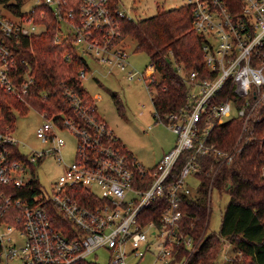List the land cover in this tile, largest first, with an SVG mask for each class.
Segmentation results:
<instances>
[{
	"label": "built area",
	"instance_id": "2783aa9c",
	"mask_svg": "<svg viewBox=\"0 0 264 264\" xmlns=\"http://www.w3.org/2000/svg\"><path fill=\"white\" fill-rule=\"evenodd\" d=\"M24 1L0 2V264L98 263L92 255L99 249L108 252V264H140L146 255L150 264H189L204 240L192 229L190 197L200 194L208 158L212 182L237 150V143L224 149L211 141L212 128L239 116L243 129L264 96V0H184L202 38L204 65L186 75L187 101L180 110L165 118L153 112L177 138L152 167L120 140L83 86L87 76L96 80L85 54L105 70L129 64L120 24L133 17L120 0H34L26 10ZM47 8L57 19L55 42L70 44L82 60L78 83L62 80L50 91L37 84L31 62L32 36L47 28ZM72 55L65 50L62 58ZM150 67L147 74L131 70L128 78L144 79L152 94ZM34 92L38 103L54 93L63 108L32 106ZM22 104L42 116L36 135L45 148H20L12 112L22 111ZM63 130L76 139L72 161L61 155ZM46 155L63 165L50 191L37 170ZM56 215L66 228L53 220Z\"/></svg>",
	"mask_w": 264,
	"mask_h": 264
},
{
	"label": "trees",
	"instance_id": "16d2710c",
	"mask_svg": "<svg viewBox=\"0 0 264 264\" xmlns=\"http://www.w3.org/2000/svg\"><path fill=\"white\" fill-rule=\"evenodd\" d=\"M12 1L21 2L0 0L9 5L13 4ZM46 12L47 28L32 36L35 58L31 62L37 84L50 91L62 80L78 83L74 77L82 60L73 52V46L55 42L57 19L49 8ZM120 31L123 36H133L136 50L149 55L154 68L151 81L153 112L165 118L180 110L187 101L189 85L186 75L192 70L202 69L204 65L202 38L192 28V7L183 4L158 9L145 18H123ZM65 50L73 53L69 61L62 58ZM36 96L34 92L29 100L32 106L47 110L63 108L55 103L57 97L54 93H48L39 103ZM115 99L121 106L120 100ZM21 106L24 110L27 108V105ZM5 112L9 117L12 107L7 106ZM12 114L15 117V113ZM242 121V117L235 116L212 128L211 141L224 149H232L237 143V150L229 163L219 167L212 182L213 171L207 173L213 162L209 157L200 175V194L190 197L187 210L193 216L191 222L194 221L195 225L192 229L196 235L204 233V240L191 256L189 264H264V96L254 107L243 129ZM210 183L213 191L227 193L228 201L223 209L219 232L207 234L211 213L208 205ZM53 220L61 227H67L63 217L56 215ZM229 245L232 253L219 262L220 254ZM83 264L98 263L84 261Z\"/></svg>",
	"mask_w": 264,
	"mask_h": 264
},
{
	"label": "rangeland",
	"instance_id": "374dc122",
	"mask_svg": "<svg viewBox=\"0 0 264 264\" xmlns=\"http://www.w3.org/2000/svg\"><path fill=\"white\" fill-rule=\"evenodd\" d=\"M14 1H12L13 3ZM184 0H120L121 7L134 19L153 15L158 9H170L183 5ZM34 0H25L22 8L30 9ZM124 47L128 51L129 64L125 69L113 67L105 70L95 60L85 54L96 80L91 76L83 79V86L95 97L98 113L106 120L120 140L131 150L137 159L146 167H152L175 143L177 134L165 123L153 116L154 106L151 94L146 88L144 79H129V71H138L147 74L150 70L149 55L145 51L136 50V40L133 36H126ZM146 80L147 77L145 78ZM98 96V97H97ZM115 97L120 100L121 106L116 103ZM14 136L19 140L20 148L25 152L46 147L36 135V129L41 124L42 116L33 108L14 111ZM65 140L61 155L65 161L74 158L76 139L69 130L61 131ZM63 165L55 156L46 155L42 163L37 166L39 178L47 191L51 190L54 180L61 173ZM192 187L199 184L198 179L189 181ZM211 213L207 226V234L218 233L222 221V213L228 194L214 190L210 195ZM232 246L223 249L218 260L222 262L224 254L232 253ZM99 264H108V252L103 249L92 255ZM152 258L146 255L140 264H150Z\"/></svg>",
	"mask_w": 264,
	"mask_h": 264
},
{
	"label": "crops",
	"instance_id": "0c3cea01",
	"mask_svg": "<svg viewBox=\"0 0 264 264\" xmlns=\"http://www.w3.org/2000/svg\"><path fill=\"white\" fill-rule=\"evenodd\" d=\"M163 154V153H162Z\"/></svg>",
	"mask_w": 264,
	"mask_h": 264
}]
</instances>
